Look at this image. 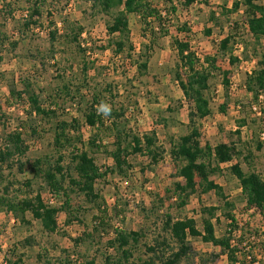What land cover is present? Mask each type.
<instances>
[{"label": "rangeland", "instance_id": "374dc122", "mask_svg": "<svg viewBox=\"0 0 264 264\" xmlns=\"http://www.w3.org/2000/svg\"><path fill=\"white\" fill-rule=\"evenodd\" d=\"M150 2L165 16L164 29L156 21H153L151 27L158 32L157 44L150 50L146 47L150 42L149 37L143 35L146 26L138 14H130L131 34L127 47L132 44L134 51L116 55L115 45H111L110 41L117 36L110 37L107 30L112 17L93 9L87 0H0V139L4 140L8 134L22 127L21 132L29 146L27 153L19 157L21 162L27 164L24 170L20 169L18 157L13 158L11 166H3L0 171V193L7 192L10 197L20 200L33 197L41 190L47 202L55 203L48 187L40 177L35 176L30 165L45 156L50 161L57 160L59 153L53 144V127L57 120L79 117L83 122V140L85 143L88 141L92 129L85 124L83 111L91 102L92 91L96 88L103 90L107 85L113 89L118 88L110 102L114 103L118 114L124 113L122 120L127 121V128L138 134L155 130L166 149L165 159L155 171L141 173L147 160L142 156H131L129 161L133 167L126 169L124 175L111 172L97 183V192L105 199L108 211L103 219L106 225L101 226L102 230L94 231L93 221L96 216L103 218L102 213L94 205L87 204L73 187L74 191L68 190L74 211L72 222L67 224V214L60 212L59 230L56 233L46 232L41 222L29 212L22 219L13 213L1 211L0 264L18 256L24 259V264H67V261L79 264L93 259L97 264H103L105 254H117L107 245L109 239L115 236V228H144L146 237L141 238L135 250V258L141 257L142 261L151 259L144 244L152 242L157 234L162 233L161 216L169 210V205L176 202L175 199H168L167 196L172 194L167 190L174 189L175 182L181 180L177 177L179 165L170 155V135L178 138L190 131L191 103L177 82V75L182 71L174 47L176 39L189 41L202 59L216 55L217 64L223 70H229L227 90L222 73L215 72L211 78L209 96L213 112L198 121L199 139L203 144L210 142L212 145L234 141L241 151L240 157L232 163L224 164L223 172L212 179L223 186L224 193L235 204L232 212L242 225L240 231L231 235L232 245L239 251L257 256L259 261L254 264H264L262 216L258 210L246 209L239 181L229 171L231 164L240 162L245 172L255 170L264 177V146L259 150L256 144L259 141L264 143L261 138L264 133V115L258 113L261 105L254 103L258 109L253 110L249 125L241 129L240 139L233 135L240 115L235 101L241 100L247 104L251 100L245 88L246 77L247 73L256 68L259 58L264 57V38L258 41L249 32L242 11L230 15L222 13V7L231 8L233 0H197L192 5H186L183 0H173V3L165 0ZM37 6L41 15H35L31 20L37 23L27 26V20ZM172 6L177 11H170ZM63 19L77 22L84 28L79 44L70 42V29L64 27ZM234 21H238L239 26L232 29L230 24ZM208 29L211 35L206 33ZM54 30L58 32L57 40L52 43L51 32ZM230 33L235 34V41L230 43V49L219 52L220 41ZM230 53L240 59L234 65L230 63ZM143 55L144 58L149 57V67L145 74L138 70V62L144 61ZM82 59L89 65V85L82 91L84 100L77 98L72 101L61 90L65 86L75 87L78 80L83 78ZM24 82L40 96L43 108L57 110L56 116H51L52 120L35 113L31 116L27 95L18 100L12 98L10 87L21 90ZM221 104L226 105L225 114L219 111ZM169 107L172 111H169ZM30 124L37 128L38 135L30 134ZM101 136L103 150L91 154L102 169L113 168L116 159L111 152L115 138L106 130ZM70 150L63 151L65 159L62 164L65 166L71 164ZM27 180H32L30 187L25 184ZM66 185L68 187V183ZM165 197V205L161 206L159 198ZM154 202L158 208L148 218L142 208L149 213ZM222 205L223 200L213 191L203 193L199 190L187 206L178 208L174 205L171 213L175 218L194 217L202 228L203 208ZM79 206H83V209ZM116 208L124 212L117 215ZM214 216V220L220 219L217 236L222 238L227 235L228 220L221 210ZM123 218L124 222L121 221ZM75 238H82V241L76 243ZM26 240H31L33 245L28 246ZM189 243L197 252L191 264H229L220 247L205 243L201 238H190ZM40 253L41 259L38 256ZM142 261L136 260L138 263Z\"/></svg>", "mask_w": 264, "mask_h": 264}, {"label": "trees", "instance_id": "16d2710c", "mask_svg": "<svg viewBox=\"0 0 264 264\" xmlns=\"http://www.w3.org/2000/svg\"><path fill=\"white\" fill-rule=\"evenodd\" d=\"M91 3V7L98 12H103L112 17V22L107 25L109 36L116 35V39L111 40L110 44L115 45V54L121 55L128 51H134L132 44L127 47V42L131 34L130 30V14H138L146 28L143 30L144 37H149L147 48L153 49L157 44L158 32L152 29L153 21L159 23L161 29H164L165 16L160 9L155 7L150 0H87ZM167 3H173V0H165ZM197 0H183L186 5H192ZM170 11H177L172 6ZM243 12L244 24L249 32L256 36L257 40L264 38V0H233L232 7H222L224 15ZM41 15L40 8L37 6L26 25L37 23L32 18ZM214 14H212V17ZM64 27L70 29V42L80 43L79 38L83 32V27L77 22H71L68 19H63ZM231 28L235 29L239 26L238 21L231 22ZM150 33H148V29ZM57 30L51 32L52 43L57 40ZM161 33H165L161 32ZM208 35H211V30H206ZM67 39V36H65ZM235 41V34L230 33L220 41L219 52L230 49V43ZM1 43V40H0ZM80 47V45H79ZM174 47L179 56V65L182 73L177 75V82L181 88L185 98L191 103L189 111V128L187 134L181 135L178 138L170 135L171 150L170 155L175 163L179 165L177 177L181 180L176 181L174 189H168L167 192L172 196H167L168 199H175V204L169 205V210L163 212L160 222L162 224V233L157 234L152 242L144 244L146 252L151 255L150 260H143L139 257L135 258V250L137 249L142 237H146L144 228L139 230H127L124 228H115L114 238L109 239L107 245L110 249H114L117 254H105L103 264H191L195 259L197 252L189 243L190 238H201L205 243H212L220 247L221 253L228 258L229 264H254L257 263L258 257L250 252L239 251L231 242V235L234 232L240 231L241 226L236 215L232 212L235 204L228 199L224 193V188L218 184L213 176L223 172V165L232 163L240 157L241 151L238 149L234 141L221 142L212 145L210 142L203 144L198 128V121L212 114L211 98L209 96L211 90V78L215 72L223 74V84L226 90L229 87L227 76L229 70H223L218 64V58L214 56H205L203 59L193 50L191 44L187 40L176 39ZM106 48V47H105ZM126 48H129L126 50ZM82 50V49H81ZM83 51V50H82ZM85 51V50H84ZM255 51V50H254ZM257 54V53H256ZM128 55L131 56L129 53ZM258 55V54H257ZM144 58V55H143ZM230 63L234 65L240 59L230 53ZM149 67V57L146 56L144 61L138 62V70L145 74ZM89 65L82 59L81 74L83 78L79 79L78 85H71L62 88L65 96L72 101L80 98L84 100L82 94L83 89H86L88 83ZM79 78V77H78ZM77 78V79H78ZM81 80V81H80ZM24 88L18 90L16 87H10V94L15 100L22 99L27 95V101L31 107L29 111L37 116L49 117L56 116L57 110L45 109L42 106L40 96L27 86L24 82ZM31 88V89H29ZM245 88L251 95L249 103L245 104L241 100H236L235 105L239 110L240 115L237 117V129L233 135H237L240 139L241 129L249 125L251 115L254 113V103L261 105L259 112L264 115V57L259 58L256 68L247 73ZM117 89H113L109 85L103 90L96 88L91 93V102L83 111L85 124L90 126L92 134L85 143L83 140L82 125L83 122L79 117L73 116L70 120H57L53 127V144L59 156L57 160L50 161L48 156L38 158L30 165V169L34 171L36 177H40L51 194L55 203L46 201L39 190L33 197L23 199H14L7 192L0 193V212L7 211L16 215V217L24 219L26 213H31L35 219L41 222L43 229L48 233H56L59 230L58 214L64 211L67 214L66 223L72 222L71 196L68 190L76 188L78 194L84 198L87 204L94 205L103 216L94 217V231L102 230L101 226L106 225L105 215L107 216V208L105 199L97 192V183L106 178L109 173L119 172L120 175L126 173V169L132 168L133 165L129 161L131 156H142L147 160L145 166H142L141 173L155 171L156 167L165 159L166 149L160 141L158 133L155 130L145 133H132L127 128V121L122 120L123 112L118 114L114 103L110 102ZM60 95V94H59ZM66 97V98H67ZM80 102V101H78ZM263 104V105H262ZM106 105L109 109L107 113L102 112L101 106ZM80 109V108H79ZM82 109V108H81ZM80 109V111H82ZM137 109V108H135ZM135 109H133L135 111ZM172 111L171 108H168ZM221 113H226V105L219 106ZM263 117V116H262ZM254 119V118H252ZM31 135H38V130L32 124L28 125ZM167 126V123L165 124ZM22 127L16 132L8 134L1 141L0 139V171L3 166L12 164L13 158L18 157L20 169L24 170L27 164L21 162L23 157L29 150L26 140L23 137ZM113 135L114 149L111 152L116 159V165L102 169L97 165L94 156L91 153L100 152L103 150L102 136L103 132ZM257 149H262L264 143L259 141L256 143ZM71 148L69 155L71 164L65 166L63 163L65 156L64 150ZM88 148L90 150H88ZM92 151V152H91ZM110 153V152H109ZM20 157V158H19ZM229 171L235 176L240 184L241 193L246 202L247 210H258L262 216L264 223V177L259 172L252 170L245 172L240 162H235L229 167ZM67 182L68 187H67ZM26 186L30 187L32 180L26 181ZM45 186V187H46ZM70 188V189H68ZM203 193L214 192L223 200L222 206H208L202 210V228L199 227L198 221L194 217L175 218L171 213V208L176 205L178 208H184L190 202L191 197L198 191ZM72 191V192H73ZM159 197L158 194L156 195ZM161 206L165 205V198H159ZM83 209V206H79ZM158 206L153 203L152 210L149 211L142 208L144 214L150 217L156 212ZM233 209V210H232ZM218 210L223 211L224 216L228 220L226 234L222 238L217 236V227L220 224V219L215 218ZM124 210L116 208L117 215H120ZM77 217V216H74ZM98 220V221H97ZM83 222V220H80ZM124 222V218L121 220ZM264 225V224H263ZM106 230V229H105ZM78 243L82 238H75ZM27 245H33L31 240H26ZM250 248L251 245H250ZM41 259V253L38 255ZM215 257V256H214ZM137 261H142L138 263ZM3 264H24L22 257L14 259L8 258ZM67 264H71L67 261ZM79 264H97L95 259L85 261Z\"/></svg>", "mask_w": 264, "mask_h": 264}, {"label": "clouds", "instance_id": "9594fccd", "mask_svg": "<svg viewBox=\"0 0 264 264\" xmlns=\"http://www.w3.org/2000/svg\"><path fill=\"white\" fill-rule=\"evenodd\" d=\"M100 110L104 113H107L109 111V109L106 105H102Z\"/></svg>", "mask_w": 264, "mask_h": 264}, {"label": "built area", "instance_id": "2783aa9c", "mask_svg": "<svg viewBox=\"0 0 264 264\" xmlns=\"http://www.w3.org/2000/svg\"><path fill=\"white\" fill-rule=\"evenodd\" d=\"M254 109L257 110L258 108L256 106H254ZM260 113V112H258ZM261 138L264 139V133L261 134Z\"/></svg>", "mask_w": 264, "mask_h": 264}]
</instances>
